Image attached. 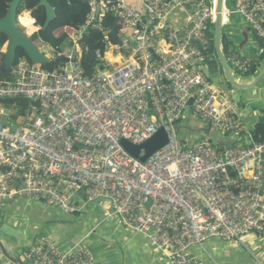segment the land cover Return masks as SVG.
<instances>
[{
    "label": "built area",
    "instance_id": "2783aa9c",
    "mask_svg": "<svg viewBox=\"0 0 264 264\" xmlns=\"http://www.w3.org/2000/svg\"><path fill=\"white\" fill-rule=\"evenodd\" d=\"M87 1L90 14L68 32V53L39 46L50 62L64 56L62 66L49 72L23 58L14 80L0 81V119L11 114L5 101L30 102L24 127L0 122V210L17 198L70 214L81 211L78 197L103 202L170 264H203L190 249L210 239L264 233V142L254 141L238 104L206 72L217 61L210 37L216 0H140L141 8L128 0ZM232 1L236 11L225 4L224 25L236 13L260 44L254 56L264 55V0ZM177 10L185 13L182 25L168 21ZM108 13L119 20L121 42H108L99 56L104 66L88 76L80 41L89 28L101 31ZM17 21L23 25L20 15ZM252 58L232 49L233 74L249 75ZM188 110L210 131L236 133L248 145L221 146L208 137L184 144L178 126ZM160 129L168 144L144 163L121 144L141 145ZM26 256L30 264H95L86 245L61 251L48 237Z\"/></svg>",
    "mask_w": 264,
    "mask_h": 264
},
{
    "label": "rangeland",
    "instance_id": "374dc122",
    "mask_svg": "<svg viewBox=\"0 0 264 264\" xmlns=\"http://www.w3.org/2000/svg\"><path fill=\"white\" fill-rule=\"evenodd\" d=\"M227 8L231 12L236 11V6L232 0H228ZM25 17L21 18L23 22H29V19ZM23 24V23H22ZM29 30L28 33L31 35L36 30L33 26L28 25L26 26ZM21 31L25 32L23 28ZM244 33H248L251 42L248 43L246 46V50L244 54H252L258 53V48L260 44L255 42L253 33L251 32L249 26L243 21L240 16L236 13H232L229 16V23L224 27L223 34L226 36L227 41L230 44V48H236L238 44H240L243 39ZM38 47L40 46L37 43ZM219 62V61H218ZM214 66H208L206 68L208 77L212 78L214 85L217 88H220L223 92H231V98L243 108L246 106L245 97H247L248 93H252V90H240L232 86L225 78L224 72L220 63ZM220 69L217 72L216 69ZM264 70V62L261 65L260 72ZM236 80L241 84L252 82L255 78L247 75L240 76L239 74H235ZM264 86V81L258 85V89ZM10 110L11 114L9 117H3L0 119V122L11 129H17L24 127L29 119L27 116H22L19 109L16 106L7 107ZM190 113V110L187 111V115ZM193 117V116H192ZM195 119V121L199 125H204L205 127L209 128V125L199 119ZM246 125L248 127H252L254 120L248 116H245ZM186 121L183 122L185 125ZM187 130L182 129L180 133L181 141L187 140ZM205 137L203 134L196 135V141L201 140ZM222 138L224 141H228L234 138H239L238 134L231 133L229 136L222 134ZM190 140V139H189ZM240 142L248 144L246 139L241 140ZM108 211L105 209V206L102 202L96 203L92 205L89 212H79V213H58L57 219H50L49 221H45L40 217L31 215L28 212H22L18 215L9 216L5 210L0 211V240L3 242L6 250L13 256L21 259L25 264H30L27 260V252L29 250V245L31 242H35L36 240L42 237L50 238L55 245L61 251H68L69 249L73 248L82 240H85V243L89 246L92 253L95 257L99 260V258L104 257V259H113L115 253V244L114 240L110 234H108L107 226L104 225L97 229L95 233L91 229V222L90 219L94 215V217H98L102 219L104 215ZM91 216V217H90ZM108 223L115 224L116 226L120 225V219L117 216H112L108 219ZM256 235V234H255ZM263 235V234H262ZM260 236V240H256L252 244H247L246 250L251 253L254 249L257 251H261L264 249V236ZM10 246H13V250L10 251ZM259 247V248H258ZM0 259H2L4 264H13L8 259H6L0 249ZM111 264H115L111 262Z\"/></svg>",
    "mask_w": 264,
    "mask_h": 264
},
{
    "label": "crops",
    "instance_id": "0c3cea01",
    "mask_svg": "<svg viewBox=\"0 0 264 264\" xmlns=\"http://www.w3.org/2000/svg\"><path fill=\"white\" fill-rule=\"evenodd\" d=\"M128 1L130 2L132 6L136 8H141L140 0H128ZM26 15L30 17L31 13L27 10H24L20 14L21 18L25 17ZM184 17H185L184 11L177 10L172 13L168 21L169 23L174 24V25H182L184 22ZM228 23H229V18H228V22L226 23V25ZM19 25L21 28L25 30V33H27L31 37L35 33H38V31L40 30L39 26H33L36 29V31L30 35L28 33L29 29L26 26L21 25V24ZM243 36H244L243 41L240 44H238V46L235 49L232 48L233 50H236L237 52H240L242 54L245 53L246 46L248 45L249 42H251V38L248 33H244ZM69 51H70V47L69 45H67V47L64 49V52L68 53ZM244 55L252 56V54L251 55L244 54ZM213 65L215 69L216 68L215 65H217L215 62L210 64L209 66H213ZM216 70L217 72H219L220 69L217 68ZM210 79L212 80V78ZM253 81L249 83H245V84L249 85L253 83ZM263 81L264 79L258 85H260ZM258 85L252 88L253 92L248 93L247 97H245L246 106L244 108L238 104L240 108V112H241V118L244 124L246 125L245 116L250 117L252 121L254 120L252 127L249 128L248 125H246L248 130L251 132H254L257 124L260 123L262 118L264 117V86L258 89ZM252 89H249V90H252ZM223 93L231 98V92H226V93L223 92ZM185 121L187 123H185L184 125L183 122ZM204 127H205L204 125H199L195 121V119H193L192 115L188 113V115L186 114L184 119L179 124L178 130H179V134L181 133L182 129L187 130V133H186L188 137L187 145H191L196 141L195 140L196 135L202 134L200 130ZM240 141L241 140L239 138H234V139L225 141V145L227 146L232 145ZM245 145H248V144H245ZM78 203L80 204V207H81L80 212L87 213L91 209L92 205L99 203V202L88 203L86 202L85 198L78 197ZM103 205L105 206V209H106V204L103 203ZM4 210L10 217L11 216L14 217L15 215H18L22 212H28L31 215L40 217L41 219L45 221H49L50 219H57L58 218L57 212L64 213L63 211H60L59 209L48 206L44 203L27 200L25 198L15 199L14 201L10 202ZM112 216H115V215H110L109 212H107L102 219H99L98 217H94V215L92 217L90 216L92 231L96 233L98 228L106 225L108 229L107 233L110 234L111 237L113 238L115 248H116L113 259L109 260V259H104V257H102V258H99L98 260L97 257L94 256L95 264H111V262H114L115 264H170L168 255L166 253H162V252H158L154 250L151 246L149 238L146 235H143L134 230L125 228L121 224L116 226L115 224L108 223V219L111 218ZM262 234L252 233L248 235L244 241H238V240L229 241V240L214 238V239L208 240L202 246L192 247L190 249V252L193 256L199 258L203 264H264V249H262L261 251H257V252H256L257 249H255V251L253 249L252 251H250L251 253H249L246 250L247 244L249 243L252 244L256 240L262 241L260 239V236L261 235L264 236V233ZM32 243L33 242H31L30 245ZM80 243L86 245L89 248V246L85 243V240H82L78 244ZM13 248H14L13 246H10V251L13 250Z\"/></svg>",
    "mask_w": 264,
    "mask_h": 264
},
{
    "label": "trees",
    "instance_id": "16d2710c",
    "mask_svg": "<svg viewBox=\"0 0 264 264\" xmlns=\"http://www.w3.org/2000/svg\"><path fill=\"white\" fill-rule=\"evenodd\" d=\"M13 0H0V20H2L8 13L9 4ZM50 5L55 11V20L50 23L46 30L43 29L47 14L44 7L38 6L39 0H25L19 7L18 15L24 10L31 13V16L36 20V25L40 27L38 33L32 36L33 41L37 44H45L54 49L57 53H63L64 49L68 45V32L70 29H79L85 25L87 18L90 14V6L87 0H49ZM29 22H23L24 26L31 25L32 22L29 16ZM102 30L89 28L82 36L80 44L83 48V55L81 65L88 76L94 74L95 69L98 66L103 67L100 55H104L108 47V42L111 44H119L121 42V25L119 20L113 13H108L102 23ZM36 30V29H35ZM105 33L107 35H105ZM106 36L109 41L106 40ZM212 42V53L216 55L215 42H214V26L210 33ZM8 39L4 34H0V52L7 44ZM223 51L228 58L231 56L230 44L227 41L226 36L223 34L222 39ZM27 59L25 52L22 49L17 50V58L14 67L21 59ZM218 64V58L216 55ZM64 56L52 59V61L43 68L49 72L55 71L65 63ZM264 62V55L253 56L252 58V70L249 75L256 77L259 74L262 63ZM214 66V65H213ZM212 66V67H213ZM14 80L13 70H5L2 66L0 69V81L12 82ZM6 107L16 106L22 116H27V112L30 109V102L24 99L7 100L4 102ZM227 134L226 136H229ZM254 141L256 143L264 142V117L261 122L257 124L254 132ZM184 144H188L187 140L183 141ZM224 146V145H221ZM1 211V210H0Z\"/></svg>",
    "mask_w": 264,
    "mask_h": 264
},
{
    "label": "water",
    "instance_id": "95a60500",
    "mask_svg": "<svg viewBox=\"0 0 264 264\" xmlns=\"http://www.w3.org/2000/svg\"><path fill=\"white\" fill-rule=\"evenodd\" d=\"M25 0H13L9 4L7 15L0 20V34H4L8 42L0 52V69L3 66L5 70H13L17 58V50L22 49L27 58L33 65L47 66L50 59L46 57L38 45L33 41L32 37L27 33L21 31L18 26V10L20 5ZM226 0H216V20L214 25V42L218 61L222 67L226 80L235 88L240 90H249L257 86L264 79V70L261 71L255 78L253 83L246 85L239 83L232 72L228 58L226 57L223 47V30H224V9ZM38 6L44 7L47 14V20L43 27L44 30L48 28L50 23L55 20V11L50 5L49 0H39ZM134 46H136L134 44ZM193 101H191L192 104ZM200 132L212 140H215L219 145H225V141L218 132L210 131L209 128H202ZM123 148L134 158L141 162H146L156 152L164 148L168 144V135L164 129H160L151 139L141 145H135L128 140H122ZM105 201V200H103ZM148 203V207L151 206ZM107 206V205H106ZM0 249L2 255L13 264H25L21 259L13 257L5 248L0 240Z\"/></svg>",
    "mask_w": 264,
    "mask_h": 264
}]
</instances>
